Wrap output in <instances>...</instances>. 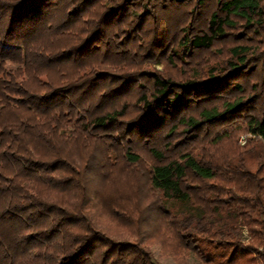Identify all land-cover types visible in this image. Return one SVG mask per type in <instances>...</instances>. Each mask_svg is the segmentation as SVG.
<instances>
[{"label": "trees", "instance_id": "1", "mask_svg": "<svg viewBox=\"0 0 264 264\" xmlns=\"http://www.w3.org/2000/svg\"><path fill=\"white\" fill-rule=\"evenodd\" d=\"M147 207L264 264V0H0V264H159Z\"/></svg>", "mask_w": 264, "mask_h": 264}, {"label": "rangeland", "instance_id": "2", "mask_svg": "<svg viewBox=\"0 0 264 264\" xmlns=\"http://www.w3.org/2000/svg\"><path fill=\"white\" fill-rule=\"evenodd\" d=\"M157 68L161 69L162 64L158 65ZM243 138L244 136L239 137V143L243 142ZM171 209L172 211L179 213L181 216L187 215L188 211L190 210V205L175 202L171 205ZM136 216L139 217V238H141L142 245L149 249L153 259L159 264H209L206 263L195 252L190 250H185L176 256L172 255L157 239H154L156 233L158 232L159 216L153 209H148V207L145 209L141 208V210H138L136 213ZM126 237H128L130 240H135V236L133 235H126ZM240 241L243 244H248L249 242V236L247 235V231L245 229L243 230ZM199 246L203 251L209 252L210 250L209 244L204 241H201ZM259 249L261 248L259 247ZM212 253L213 252H210V254Z\"/></svg>", "mask_w": 264, "mask_h": 264}]
</instances>
